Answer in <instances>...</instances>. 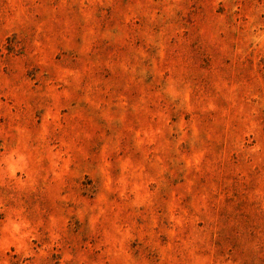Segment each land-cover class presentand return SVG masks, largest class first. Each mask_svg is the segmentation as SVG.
Listing matches in <instances>:
<instances>
[{
	"label": "rangeland",
	"instance_id": "1",
	"mask_svg": "<svg viewBox=\"0 0 264 264\" xmlns=\"http://www.w3.org/2000/svg\"><path fill=\"white\" fill-rule=\"evenodd\" d=\"M0 264H264V0H0Z\"/></svg>",
	"mask_w": 264,
	"mask_h": 264
}]
</instances>
